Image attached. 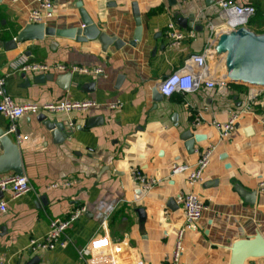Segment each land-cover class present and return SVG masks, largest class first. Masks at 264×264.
<instances>
[{
	"label": "crops",
	"instance_id": "0c3cea01",
	"mask_svg": "<svg viewBox=\"0 0 264 264\" xmlns=\"http://www.w3.org/2000/svg\"><path fill=\"white\" fill-rule=\"evenodd\" d=\"M78 1L100 31L124 44L103 50L98 39H17L28 24L81 27ZM174 1L52 0L50 15L31 22L30 11L40 7L37 0H0L5 92L19 103H96L83 111L26 113L14 121L0 113V131L19 146L23 174L32 186L18 196L0 191L6 203L0 212V255L10 264H81L84 246L91 249L90 264H110L109 247L115 264H169L184 225L180 195L186 192L197 194L206 209L195 228L184 230L179 264H264V256L238 259L232 250L236 241L257 234L264 240V191L259 186L264 181V92L255 95V88L226 83L169 97L159 92L162 99L153 100L152 89L162 79L191 68L187 59L192 53L209 48L210 77L225 73L224 56L214 51L224 21L219 0ZM234 1L255 6L247 26L264 33V0ZM133 3L141 34L132 45ZM169 22L183 34L177 45L169 43ZM9 39L16 40V47L6 49ZM23 61L51 68L21 70ZM59 64L66 69L59 70ZM112 103L119 106L110 108ZM232 113L238 115L235 127L221 138L216 123ZM94 117L101 121L87 127ZM45 120L63 123L70 136L55 143ZM12 124L15 130L8 132ZM187 130L204 137L192 153L182 137ZM209 147L210 161L198 183L189 184L186 172H171L173 163L194 166ZM136 168L152 182L149 189L131 175ZM136 189L142 193L136 195ZM82 206L85 210L53 249L29 248L31 239L47 234L52 219Z\"/></svg>",
	"mask_w": 264,
	"mask_h": 264
},
{
	"label": "built area",
	"instance_id": "2783aa9c",
	"mask_svg": "<svg viewBox=\"0 0 264 264\" xmlns=\"http://www.w3.org/2000/svg\"><path fill=\"white\" fill-rule=\"evenodd\" d=\"M15 1V0H11ZM40 3L38 9H33L29 13V20L31 22H38L44 17L49 16V10L52 8V0H37ZM217 5L221 10L223 16L222 31L236 29L240 26H247L250 19L255 15L256 8L251 4H237L234 0H219ZM210 28L216 31L211 25ZM167 35L169 37V43L171 45H177L183 38L181 31L174 27L172 22L168 23ZM210 49H205L200 53H192L187 61L190 62L191 68L182 67L168 74L159 83V92L169 97L174 93H188L199 90L202 86L213 89L216 86H224L226 83L221 78L210 77V67L208 64V54ZM59 70H65V65H57ZM51 66L40 63H26L21 62V70L31 71H47ZM257 92L255 95L263 93L264 89H255ZM96 103L93 100L84 99L79 101L60 100L58 102H16L10 97L4 90V77L0 76V113L6 116L11 121L19 118L26 113L34 112H71V111H83L87 108L94 106ZM119 106L118 103H112L110 108ZM237 113H232L230 118L224 123H216V128L219 130V136L225 138L233 131L235 127V120ZM14 124L10 125L8 132L14 131ZM20 140L21 137L17 136ZM213 147H209L199 153V156L194 166H188L187 164L173 163L171 167L172 173L186 172V180L189 184H195L202 180L203 173L209 164L210 156ZM133 178L143 188L149 189L152 186L146 176L138 168L131 171ZM260 187L264 191V181L259 183ZM32 188L28 178L24 174H16L13 172L0 174V191L10 190L14 196L21 195L30 191ZM182 211L184 217V225L179 229L177 234V240L173 252L172 261L169 264H179V257L182 251V238L185 229H193L197 225V221L201 218L203 211L206 209V205L203 200L193 192H186L180 195ZM6 210V203L0 200V212ZM85 210L84 206L75 209L65 218H54L50 221L49 230L42 239H31L29 248L32 250L37 249H53L60 237L64 234L65 229L76 220V218ZM107 239V238H106ZM108 242V240H106ZM63 244V243H61ZM79 253L82 257L81 264H90L91 249L89 246H84L79 249ZM109 262L115 264L112 249L109 247ZM0 264H10L7 261L5 255H0Z\"/></svg>",
	"mask_w": 264,
	"mask_h": 264
},
{
	"label": "water",
	"instance_id": "95a60500",
	"mask_svg": "<svg viewBox=\"0 0 264 264\" xmlns=\"http://www.w3.org/2000/svg\"><path fill=\"white\" fill-rule=\"evenodd\" d=\"M170 1L171 3L175 2L174 0ZM76 7L80 13L81 27L55 29L54 27L44 26L43 23L28 24L18 34L17 39H42L45 35L70 37L76 41L98 39L103 50L110 44H113L116 48L124 44L122 39L100 31L87 15L80 1L76 3ZM132 7L136 23L133 39L130 42L133 45L140 38L141 26L137 4L133 3ZM4 45L6 49L14 48L16 47V40L9 39L4 42ZM214 51L216 54H222L224 56L225 73L221 79L225 83L264 89V33H257L248 26H240L236 29L221 31L218 34ZM67 77L69 76L67 75ZM121 77L122 75L119 76L118 81L121 80ZM62 87L64 89L66 88L65 86ZM162 97L158 88L154 87L152 89L153 100L160 101ZM100 121V117L90 118L86 126H95ZM45 125L51 131L55 143H60L70 136V132L67 131L61 122L45 120ZM182 137L185 140L184 146L188 153L194 151L195 142L204 138L200 134H193L190 130L185 131ZM0 146L2 149V153L0 154V173L11 171L19 175L23 174L19 146L13 142L8 134H4L3 130L0 131ZM135 193L136 195H140L142 193L141 189H136ZM242 194L246 198L249 196L246 193ZM169 205H172V199H170ZM232 250L235 258L238 259H243L248 256H264V240L260 234H257L251 239L236 241Z\"/></svg>",
	"mask_w": 264,
	"mask_h": 264
},
{
	"label": "trees",
	"instance_id": "16d2710c",
	"mask_svg": "<svg viewBox=\"0 0 264 264\" xmlns=\"http://www.w3.org/2000/svg\"><path fill=\"white\" fill-rule=\"evenodd\" d=\"M256 14V13H255Z\"/></svg>",
	"mask_w": 264,
	"mask_h": 264
}]
</instances>
